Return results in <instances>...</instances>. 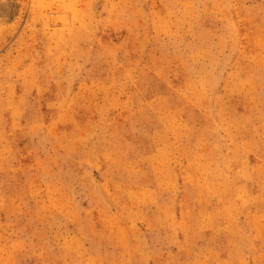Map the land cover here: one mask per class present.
Returning <instances> with one entry per match:
<instances>
[{"label": "rangeland", "instance_id": "1", "mask_svg": "<svg viewBox=\"0 0 264 264\" xmlns=\"http://www.w3.org/2000/svg\"><path fill=\"white\" fill-rule=\"evenodd\" d=\"M0 264H264V0H0Z\"/></svg>", "mask_w": 264, "mask_h": 264}]
</instances>
